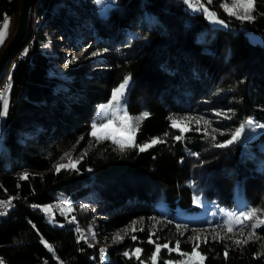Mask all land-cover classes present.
Here are the masks:
<instances>
[{
	"label": "trees",
	"instance_id": "obj_1",
	"mask_svg": "<svg viewBox=\"0 0 264 264\" xmlns=\"http://www.w3.org/2000/svg\"><path fill=\"white\" fill-rule=\"evenodd\" d=\"M204 1L228 25L211 24L185 0L31 1L25 31L0 73L8 101L7 114L0 117V200L15 197L0 215V256L6 264H101V247L105 264H140L123 256L136 247L150 264L152 231L153 240L163 243L171 235L180 240L181 251H191L189 229L178 232L176 225L212 213L211 205L194 203V196L233 212L264 209V129H248L232 145L215 146L241 122L264 124V0H256L252 21L229 15L222 0ZM20 2L0 0V18L12 19L4 43L15 28ZM51 29L77 52L73 63L69 58L59 64L60 55L46 54ZM250 31L263 36L253 39ZM127 74L124 106L131 123L139 125L132 139L164 141L143 152L121 151L90 135L98 104ZM214 110L225 114L212 127L193 125L181 140L173 139L180 132L170 116ZM144 112L149 116L137 122ZM65 152L73 158L87 154L78 170L57 173L53 165L65 163L60 159ZM23 172L28 179L20 180ZM66 203L74 211L62 212ZM258 215L264 219V212ZM133 221L144 230L116 243L105 237ZM247 232L236 238H246ZM255 232L259 239L239 246L208 237L201 247L204 264H264V225ZM81 234L87 243L78 241ZM176 257L161 250L158 264Z\"/></svg>",
	"mask_w": 264,
	"mask_h": 264
},
{
	"label": "snow or ice",
	"instance_id": "obj_2",
	"mask_svg": "<svg viewBox=\"0 0 264 264\" xmlns=\"http://www.w3.org/2000/svg\"><path fill=\"white\" fill-rule=\"evenodd\" d=\"M196 4H199V0H195ZM209 3H211V0H208ZM231 6H229L228 3H224L221 5L222 8L226 12H228L229 15L236 16L238 19L242 21H252L255 19V16L253 13L256 10V0H230ZM185 3L189 4V7H193L192 0H185ZM194 10H198L194 8ZM199 10H203L206 18L210 19L213 22L221 23L223 24V21L218 20L216 17V14L214 12H211L208 8H204L201 5V8ZM10 20L8 17L4 18L3 24L0 25V44H3L6 36H7V29L9 27ZM106 51V49H105ZM92 55H97V53H92ZM77 58L73 56L70 60L67 61L68 64L73 63ZM131 77L125 76L123 78V81L112 90L111 99L107 104L101 105L98 110L99 118L98 120L93 121L91 128L92 131L90 135L95 138L98 142L100 140H111L112 143L116 144L121 151L125 150L126 148H137L140 152L146 151L150 147L158 144L163 143L159 137L151 138L149 141L137 144L135 143L134 139H118L117 136L120 133H127L129 136H132L134 134L135 129L138 128V123L132 124L131 121L133 118L129 117L126 109L123 107L124 105V97L126 96L127 87L129 85ZM10 87V85H9ZM3 94L0 93V97H2ZM8 110V101L5 98L3 100V110H0V117L6 116ZM115 112H121L123 116L126 118L124 123L125 127H114L112 124V120L114 118L113 115ZM111 113V114H110ZM218 115L220 113H217ZM149 116L148 112H144L141 117L135 118V120L138 122L142 120L143 118H146ZM200 119H203L201 117ZM169 120L171 121V126L173 128H177L180 132V135H176L173 137L174 140L179 141L183 138V135L191 131V128L188 127V124L190 123L187 121L184 117L176 118L173 116L169 117ZM197 124H199V120L196 121ZM205 123H208L205 121ZM264 129V124H258L252 119L246 120L244 123H241L238 128H236L231 134L230 138L223 141L222 143L215 144L216 147L223 148L228 147L232 145L233 143L237 142L241 134L245 131V129ZM199 130V129H197ZM167 135V133H165ZM83 139V137H81ZM213 139H215L213 137ZM87 153H83L80 157L73 158L71 157V154L68 152H65L63 156H61V160H64L65 157H68V163H57L53 165V168L58 173L61 170H78L77 165L80 163V160L83 158V155H86ZM29 173L23 172L20 174V180H26L29 178ZM15 199V197H9L7 200H0V215L6 214L3 210L10 208L12 206V201ZM199 198H194V203H199ZM35 207V206H34ZM82 209H87V205L82 204L80 206ZM64 208H67L68 211H74L72 209L70 204H65L61 207V211L63 212ZM46 213L51 211V206H47L43 209ZM264 212V209H257L255 207L249 208L243 211H240L237 213H229L228 219H225L224 223L222 225H218V227L225 228L227 230V233L234 232L237 228L241 232V234L244 233L245 229L248 230L247 237L244 239L240 238H233L232 236H221L219 233H215L211 238L213 240H216L218 242H223L225 239L231 240V242L237 246L241 244L248 243L249 240L253 239L254 237L259 239V237H256L255 229L264 225V219H262L258 213ZM75 217H72V221H75ZM138 222L133 221V226L136 225ZM171 223V221H169ZM181 227L187 229V225H176L177 231L179 232ZM132 232L135 231H143L144 229H137L135 227H132ZM76 231L78 233H81V229L77 226ZM125 236H121L120 232L115 233L113 236V242H121L127 235H128V229H123ZM195 231V230H194ZM88 232L91 234L92 239L95 240L96 233L89 228ZM155 235V233H149L148 243H151L154 245V250L148 257V261L150 264H158L159 261V253L161 250H167L169 253L177 252L181 257H186L187 261L185 260H165L164 264H204L206 260V255L200 251H198L200 243H208V237L205 236L203 238L197 236V237H189V240L193 242V247L190 252H183L180 250V240H176L175 247H170L171 242H164L159 243V237L156 238V240H153L152 237ZM133 241L137 240V237L135 235H131L130 237ZM79 240H84L86 243L88 242L87 237L81 234L78 237ZM41 243L44 244L46 248L49 249V251H53L52 246L43 238H41ZM89 246H93L91 243H89ZM105 251L106 249L101 248L100 249V257H101V264H105ZM143 250L140 247L134 248L131 252L130 251H124L123 256L126 258H132L135 257L140 264H146V261L141 259V254ZM261 253H257V257H259ZM224 257L225 259L228 258V247L225 245V251H224ZM0 264H5L3 258H0Z\"/></svg>",
	"mask_w": 264,
	"mask_h": 264
},
{
	"label": "rangeland",
	"instance_id": "obj_3",
	"mask_svg": "<svg viewBox=\"0 0 264 264\" xmlns=\"http://www.w3.org/2000/svg\"><path fill=\"white\" fill-rule=\"evenodd\" d=\"M192 2H193V7H189V4L186 3L190 10L196 11V10H194V8L199 10L201 8V5H202L204 8H208L211 12H214L216 14V17L218 18V20L223 21V24H221V23L213 22V21H211L210 19L207 18V20L211 24H213V25H222V26L228 25L227 19H225L224 17H221L220 15H218L216 13V11L212 7H210L206 1L199 0V4H196L195 0H192ZM224 3H228L229 6H231L230 0H222L221 1V5L224 4ZM222 9H224V8H222ZM200 11H203V10H200ZM5 17H8L9 20H10V24H9L8 29H7V34H8L9 31H10V28H11L12 19H11V15L5 14L2 18H0V25L3 24V21H4ZM50 31H51V40L52 39L53 40L51 42H49L46 54L60 55L59 64L62 63V62H65L69 58H72L77 53V52L74 51V48L71 47L69 42L67 40H65L64 37H62L61 35H58L57 31H55L54 29H51ZM261 36H263V35H260V33L258 34V33H255L253 31L249 32V37H251L253 39H261L262 38ZM126 76H130L131 77L130 74H127ZM129 83H130V81H129ZM4 88L5 87H0V93L3 94V96L0 97V99H1V110L3 109V100L5 99V92H6V89H4ZM110 99H111V96H110V98L107 101H104V102H101L100 104H98V108L97 109L99 110V107L101 105L107 104ZM124 103H125V100H124ZM123 107L125 108L124 105H123ZM217 113L225 114L222 111L214 110V111H211L210 114H199L197 112H186V113L177 114L174 117H176V118L184 117L187 121L190 122L188 124V127H192L193 125H196L197 128H206L207 129V128L212 127L214 125V123H213L214 119L222 118V117H220V114L218 115ZM111 115L114 116V118L112 120V124H113L114 127H121V128L125 127L124 121H125L126 118L123 116V114L121 112H115L114 114H111ZM201 117H203V119H200ZM197 120H199V124H197V122H196ZM205 121H207L208 123H205ZM241 123H243V122H241ZM240 124H239V126H240ZM217 129L220 130V132L227 131V129L223 128V127H217ZM247 130H248V128L245 129L246 133H247ZM91 131H92V128H90V133H91ZM251 131H253V130H251ZM132 137H133V135L129 136V134H127V133H120L117 136L118 139H124V140L130 139V138L132 139ZM108 141L111 142V140H108ZM112 144L115 145L117 148H119L116 144H114V143H112ZM68 159H69L68 157H65L64 162L68 163ZM195 197H198L199 201H201V203L204 206H209L210 207V205H211V212L212 213H210V214L204 213L203 215L199 214V215H197L195 217H191L188 220L187 228L189 229V236L190 237H197V236H199L201 238H203L205 236L211 237L215 233H219L221 236L230 235V236H233L234 238L238 237V235L240 233L238 228L232 233H227V230L225 228L218 227V225H222L224 223L225 219H228V214L229 213H237L238 214L239 212H233V211L229 210L228 208L220 206V204L217 203V202H214V201H212V202L203 201L199 196H194V198ZM132 227L136 228V225L133 226V224H132L131 227H129V225H126V227H124V229H128L129 230L128 234H129L132 231L131 230ZM122 230L117 231V232H120L121 236H123L125 234L124 231H122ZM117 232H110L109 234H105L106 235L105 237L109 238V241H113L112 238L115 235V233H117ZM151 233H154V231H152ZM131 235H135V234H130V237H131ZM166 241L167 242H171L170 243V247H175V243L174 242L176 241V238H174L171 235H168L165 238L164 242H166ZM202 245L203 244L200 243V246H199V249H198V251H200V252H202V250H201ZM191 246L193 247V242L192 241H191ZM101 248H104V247H101ZM100 249H98V257H100ZM185 253H187V252H185ZM104 255H105V260H106V254H104ZM100 260H101V257H100ZM176 260H187V258L186 257H181L179 255V253H177Z\"/></svg>",
	"mask_w": 264,
	"mask_h": 264
},
{
	"label": "water",
	"instance_id": "obj_4",
	"mask_svg": "<svg viewBox=\"0 0 264 264\" xmlns=\"http://www.w3.org/2000/svg\"><path fill=\"white\" fill-rule=\"evenodd\" d=\"M32 0H21L16 18V25L0 50V73L13 49L17 46L26 28L27 11Z\"/></svg>",
	"mask_w": 264,
	"mask_h": 264
},
{
	"label": "bare ground",
	"instance_id": "obj_5",
	"mask_svg": "<svg viewBox=\"0 0 264 264\" xmlns=\"http://www.w3.org/2000/svg\"><path fill=\"white\" fill-rule=\"evenodd\" d=\"M16 57H17V55H16ZM6 210H7V209H4L3 211L6 212ZM3 215H4V214H3ZM0 258H3V256H0ZM3 260H4L5 264H6V261H5L4 258H3Z\"/></svg>",
	"mask_w": 264,
	"mask_h": 264
}]
</instances>
